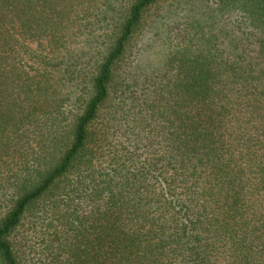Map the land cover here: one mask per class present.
<instances>
[{
	"label": "trees",
	"instance_id": "16d2710c",
	"mask_svg": "<svg viewBox=\"0 0 264 264\" xmlns=\"http://www.w3.org/2000/svg\"><path fill=\"white\" fill-rule=\"evenodd\" d=\"M0 264H264V0H0Z\"/></svg>",
	"mask_w": 264,
	"mask_h": 264
},
{
	"label": "rangeland",
	"instance_id": "374dc122",
	"mask_svg": "<svg viewBox=\"0 0 264 264\" xmlns=\"http://www.w3.org/2000/svg\"><path fill=\"white\" fill-rule=\"evenodd\" d=\"M162 53L161 51V46H153V47H149L147 49H144L143 54L147 55L148 57L152 56L154 57V55L156 56H160V54Z\"/></svg>",
	"mask_w": 264,
	"mask_h": 264
}]
</instances>
